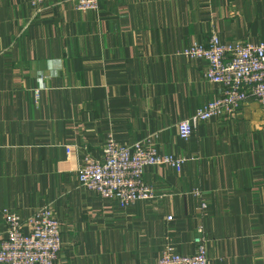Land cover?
I'll return each instance as SVG.
<instances>
[{"label":"crops","instance_id":"crops-1","mask_svg":"<svg viewBox=\"0 0 264 264\" xmlns=\"http://www.w3.org/2000/svg\"><path fill=\"white\" fill-rule=\"evenodd\" d=\"M211 33L264 39V0H99L97 11L0 0V238L5 211L49 205L56 264H156L192 253L201 223L209 264H264V106L250 98L236 117L177 133L219 93L206 62L181 54ZM109 132L185 158L146 168L159 197L122 208L78 184L84 153L100 157Z\"/></svg>","mask_w":264,"mask_h":264},{"label":"built area","instance_id":"built-area-1","mask_svg":"<svg viewBox=\"0 0 264 264\" xmlns=\"http://www.w3.org/2000/svg\"><path fill=\"white\" fill-rule=\"evenodd\" d=\"M40 10L45 0H27ZM79 11H97L99 0H72ZM182 55L206 62L204 79L218 84V95L198 107L176 124L178 136L188 139L197 124L213 118L236 117L240 108L252 98L264 106V39L258 41H222L215 33L207 40L195 42ZM38 89L34 90L35 97ZM185 161L182 156L161 154L142 138L131 144H121L107 133L100 157L84 153L76 170L78 184L88 192L111 199L122 207L137 201L159 197L154 187L144 180L147 167L166 165L178 168ZM191 194L199 198V209L206 214L207 202L201 190ZM5 235L0 238V264H56L62 238L58 219L49 205L36 208L22 216L14 211L4 212ZM192 253L163 251L156 264H209L203 224L196 226Z\"/></svg>","mask_w":264,"mask_h":264}]
</instances>
